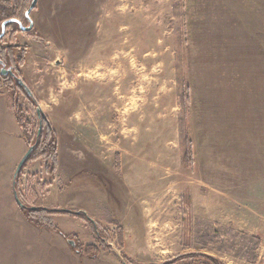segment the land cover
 I'll return each instance as SVG.
<instances>
[{"label":"rangeland","instance_id":"1","mask_svg":"<svg viewBox=\"0 0 264 264\" xmlns=\"http://www.w3.org/2000/svg\"><path fill=\"white\" fill-rule=\"evenodd\" d=\"M30 2L2 0L0 8L7 4L27 26ZM29 17L32 29L10 26L0 49L10 52L32 93L29 77L39 82L44 107L61 103V115L74 117L62 143L76 140V153L99 148L103 169L127 177L96 180L95 203L81 191L69 193L102 216V224L93 221L96 230L80 218L84 236H20L13 212L30 222L15 196L27 208L41 207L54 174L42 159L24 162L11 189L36 130L35 106L19 93L25 149L7 182L19 141L17 131L0 126V264H172L184 257L173 264H213L186 257L194 252L220 264H264V109L250 96L255 79L263 86L264 69L246 58L260 34L248 26L264 30V0H37ZM2 84L13 107V83ZM137 153L142 159L131 161ZM138 195L143 203L133 202ZM54 215L63 216L34 217L61 231Z\"/></svg>","mask_w":264,"mask_h":264},{"label":"crops","instance_id":"2","mask_svg":"<svg viewBox=\"0 0 264 264\" xmlns=\"http://www.w3.org/2000/svg\"><path fill=\"white\" fill-rule=\"evenodd\" d=\"M255 25V24H254ZM254 25H250L248 27H250L251 29H247V30H252L254 32L259 31L260 34L256 35L254 34V39H255V43H253L250 48L254 49L255 51H252L251 54L252 55H246V58H250L253 57V62H255V60H257V63H259V67H261V64L263 65V69H264V30H262V28H259V26H255ZM257 49V50H256ZM24 74H27V72L23 71ZM253 77L257 78L255 74H253ZM25 80V79H24ZM26 81V80H25ZM29 81V82H28ZM28 85L30 86V88L32 89L33 93L36 95V97L38 98L40 104V108L43 112L46 113V115L48 116L53 128L56 131L57 134V140H58V154H57V160H56V171L53 175V177L50 180V185L49 187L46 188V192L44 193V195L41 197V202L38 204L39 206L45 208H54V209H67V208H71V209H78L82 212H84L89 218H91L93 221L99 222L100 224H102L101 221H103L102 216H95V214H91L89 213L88 209H86L79 201H75L72 199H69V193L72 191H78V192H82V194H84L86 196V198H88V201L94 202L95 201H100L99 199H101V193L98 194L96 189H98V186H94L93 183L99 179V182H101L100 178H102V180L106 181V177L105 176H110L113 175L116 178H123L125 179V177H127L124 172H120L119 174L114 173L111 170L105 171L103 169V167H105V165L103 164V159H102V154L100 152V149L98 148L96 151H92L91 154H89L88 152L84 151L83 148L80 149L81 152L80 153H76V147L72 146L77 144L78 142H76V140H72V142L69 143V145L67 144H63L61 141V137L65 135L69 136L71 135V133H69L70 135L66 134L63 131L64 127H67L68 130L70 131V124L72 121L74 123V117L70 118V115L67 113L64 116L61 115L62 114V109L63 107L60 106L61 103L59 104H51L48 105L47 107L43 106V103L40 99V95H41V89L39 87V82H34V80L30 81V77L28 80ZM254 81V80H252ZM259 81V80H258ZM46 83V80H45ZM263 86L260 87L261 85V81H259V88H256L257 84H256V79H255V83L253 84V91L252 94H250V96L252 97V99L254 101L259 102V107L264 109V77H263ZM53 93V92H51ZM67 103V101H66ZM93 112L96 114L95 117L97 119L100 118L101 116V108L99 105H95L93 107ZM90 109V106H87L86 108L84 107V110H79V112H75V113H83L84 111H88ZM66 112V111H65ZM74 112V111H73ZM3 118V119H2ZM79 118L77 115L75 116V119ZM64 122L63 125L62 122ZM8 123V124H6ZM9 125L11 128H13V130H15V132L17 131H21L14 113H13V109L12 106L10 104V100L8 98V96L4 95L2 92H0V126H6ZM2 128V127H1ZM61 133L62 136H61ZM73 133V131H72ZM73 135V134H72ZM76 135V133L74 134V136ZM72 136V137H74ZM18 141H19V147L18 149H16V154L13 155V161L11 163V165L8 166V170L5 173V181L7 182V177L9 175V171L10 174H12L11 170H12V164L13 162L15 163L16 160H18L20 158V154L21 151H24V146L21 144V140H20V136L18 133ZM83 146L87 145L85 143V141L82 143ZM85 144V145H84ZM87 148V147H86ZM74 151V152H72ZM135 156V157H134ZM143 157L142 153L140 154H136L133 155V158L131 161H137V160H141ZM39 162L33 163L32 165H30V169L32 171L36 170V166L38 167L39 165H37ZM62 163L65 165L64 167H66V172L62 171ZM12 166V167H11ZM32 167V168H31ZM83 168V169H82ZM94 169L98 170L95 171ZM83 171H85V174H82ZM10 177V176H9ZM9 179V178H8ZM10 181V180H9ZM8 181V183H9ZM110 182V180H108ZM11 187V185H10ZM136 188V187H135ZM12 189V188H11ZM73 189V190H71ZM132 189L129 188L128 189V195H133L132 194ZM4 191H6V189H4ZM2 193H5V192ZM12 192V191H11ZM7 197V201L10 202L11 197L4 195ZM3 197V196H2ZM6 197H4L6 199ZM141 195L136 196L135 198H133V202L134 203H143V198H140ZM12 199H13V193H12ZM138 201V202H137ZM11 203V202H10ZM12 204V203H11ZM14 204V203H13ZM92 204V203H91ZM130 208V206H129ZM146 208V207H144ZM207 209H211L209 206H205V215H207ZM18 210V208H17ZM19 211V210H18ZM53 219H56L55 221H57V223L59 224V226H57L59 229H61V231L65 234L67 233H72V234H76L77 236H84L83 231L86 229V222H84L82 219L80 218H76L70 215H63V216H53ZM12 220L16 221L17 224L21 223V225H18L19 227H21L22 229L20 230V236H62L60 233H58L57 231H51V230H44V229H37L35 227H33L30 223H28L18 212H13V217ZM120 224L123 225L125 232L128 230L127 227L122 223L121 220H119ZM16 224V225H17ZM15 236V234H13ZM3 236V235H2ZM17 236V234H16ZM86 236V235H85ZM124 236H127L126 234H124Z\"/></svg>","mask_w":264,"mask_h":264},{"label":"trees","instance_id":"3","mask_svg":"<svg viewBox=\"0 0 264 264\" xmlns=\"http://www.w3.org/2000/svg\"><path fill=\"white\" fill-rule=\"evenodd\" d=\"M2 1V0H0ZM4 1V0H3ZM4 4V3H3ZM1 4V8H0V25L3 21L10 19V18H16L18 19L14 14V11L11 10L10 8H8V5L6 4L5 6ZM17 26V24L14 23H10L6 25L5 30H7L10 26ZM1 40V39H0ZM6 57V61H5V57ZM3 65L4 69L8 70V72L11 70L12 71V75L10 74H6L3 75L0 73V86H2L3 82L4 83H8L10 86H12L13 83V100H14V105L12 107L13 112H14V116L16 118V121L19 123L20 122V118L18 115V110L16 108L17 105V99H18V94L22 93L24 95V97L26 99H28L34 106L36 109V130H35V134L32 140H30L28 142V148L31 147L32 150L30 152V154L28 155V157L25 160V163L30 162V161H34L37 159H42L45 162H47L48 165H50L49 170H48V175H53L56 169V135L54 133V131L52 130L51 124L47 118V116L39 109L38 107V102L36 100V98L34 97L33 93L26 87V85L24 84L21 76L19 74H17V70L15 69V64L13 63V61L10 58V52L6 51V50H1L0 49V66ZM37 128H40L39 133H37ZM184 157L186 159V161L188 162L189 165H191V153H185ZM21 170V168H20ZM19 170V172H20ZM18 172V174H19ZM17 176L14 178L13 183H12V189H15V181L18 177ZM21 210H26L25 212L28 213V215H24V217L33 225L35 226H39L42 225L44 228L50 229L49 228V224L45 223H38L36 222V218L34 217V215H38L39 213H42V211H47L50 212L51 214H65V215H70V216H74V217H78V218H82L84 220L89 221L92 226L94 227V230L97 229V225L95 224V222H93V220L91 218H89L84 212L80 211V210H72V209H54V208H42V207H35L34 209L31 208H27V207H21ZM37 217V216H36ZM54 230V228H51ZM50 229V230H51ZM58 233H60L62 236H66L64 233H62L59 230H56ZM97 232V231H96ZM71 247L75 246V242L73 240L70 239H66ZM77 251V250H75ZM95 255V254H94ZM186 257H189L190 259H208V260H212L211 263L213 264H220L217 263V261H215V259L211 258L210 256H207L205 254L202 253H189L187 254ZM185 258V257H184ZM184 258H180V259H176L174 261H171V263H176L177 261H180ZM168 263H160V264H169ZM149 264H156V263H149Z\"/></svg>","mask_w":264,"mask_h":264},{"label":"water","instance_id":"4","mask_svg":"<svg viewBox=\"0 0 264 264\" xmlns=\"http://www.w3.org/2000/svg\"><path fill=\"white\" fill-rule=\"evenodd\" d=\"M36 2H37V0H31L29 7L24 12V17L28 23L27 26H23L21 21L19 19H16V18H10V19H7L1 23V25H0V39L4 36L6 25L10 24V23L17 24V26L19 27V29L21 31H29L32 29V21H31L29 15H30V12L33 10L34 6L36 5ZM0 73L3 75H6L8 73L11 76H13L12 71L10 70L8 72V70L4 69L3 65H1V67H0ZM39 130H40V128H38V132H39ZM31 150H32V148L29 147L27 149V151L25 152V154L20 159V161L18 162V164L14 170V173H13V179L17 176L21 166L25 162V160L28 157V155L30 154ZM14 196H15V194H14ZM15 200H16L18 206L25 207V205L22 204L16 196H15ZM29 208L34 209L35 207L33 206V207H29Z\"/></svg>","mask_w":264,"mask_h":264}]
</instances>
